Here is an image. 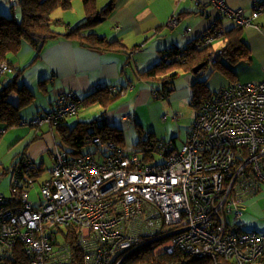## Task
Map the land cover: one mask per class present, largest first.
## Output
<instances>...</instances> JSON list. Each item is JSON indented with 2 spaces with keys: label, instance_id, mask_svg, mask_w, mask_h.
I'll list each match as a JSON object with an SVG mask.
<instances>
[{
  "label": "built area",
  "instance_id": "2783aa9c",
  "mask_svg": "<svg viewBox=\"0 0 264 264\" xmlns=\"http://www.w3.org/2000/svg\"><path fill=\"white\" fill-rule=\"evenodd\" d=\"M210 1L244 29L264 14V0H252L251 15L225 0ZM179 21L174 17L169 26ZM224 34L213 23L195 49ZM222 54L212 52L208 70ZM186 57L172 46L163 59L185 63ZM7 70L6 63L0 65V74ZM108 90L118 92L116 86ZM81 107L78 95L68 91L49 114L20 125H58ZM6 130L0 128V141ZM94 145L97 157L56 152L37 202L31 190L41 170L28 157L12 167L11 195L0 192V264H125L147 247L155 256L181 254L172 264H264V232H245L228 219L240 221L249 202L264 197V81L236 82L213 94L201 104L180 149L160 143L163 163L144 162L134 150L100 137Z\"/></svg>",
  "mask_w": 264,
  "mask_h": 264
},
{
  "label": "crops",
  "instance_id": "0c3cea01",
  "mask_svg": "<svg viewBox=\"0 0 264 264\" xmlns=\"http://www.w3.org/2000/svg\"><path fill=\"white\" fill-rule=\"evenodd\" d=\"M103 1L104 3L102 0H97L99 10H104L110 3V0ZM225 2L235 10L243 9L247 15L253 12L252 0H225ZM248 6L250 9H246ZM0 15L6 17L12 15L9 4L4 0H0ZM174 17H178L180 21L176 27L171 28L169 24ZM83 18L85 21L86 14ZM70 22L71 27L79 25L72 23L71 20ZM215 22L219 23L226 32L235 28V24L216 9L210 0H120L115 10L105 20L85 31L94 32L111 42H119L122 44L121 48L100 51L84 47L77 40L60 38L46 43L36 59L35 49L27 42H23L19 53L11 59L16 69L24 70L28 67L19 80L17 79V86L20 88L26 86L33 95L31 101H27L19 109L22 121L31 122L37 117L49 114L54 108L56 99L65 92L74 91L79 98L85 99L97 93V86H116L125 90L120 97L107 108L99 104L84 108L94 109L96 113L87 112L81 117L78 113V116L66 119L63 125L64 131L70 133L80 122L91 123L104 117L103 126L115 127L122 131L124 145L129 137L130 140L136 138L134 127L139 139L143 135L153 134L158 141H165L172 136V133L168 132H171L173 126L166 124L170 117L164 114L172 112L179 106V102L193 99V86L196 82L204 80L203 74L200 76L194 72H184L180 68H175L170 73L177 75L165 85L157 80H147L142 75L159 64L161 53L172 46L179 48L191 46L193 41L201 38ZM187 30L191 31L186 33ZM243 36V41L248 46L249 57L236 63L241 67L239 72L225 55H222L224 61L219 56L220 61L232 70L236 82L260 83L264 81V14L252 26L245 28ZM226 43L224 39V44L219 50L225 48ZM204 73H219L222 76L219 71L214 73L206 70ZM229 85L231 82L225 81L222 89ZM4 86L0 79V92ZM162 87L168 92L166 100L155 98L153 95L155 89ZM8 101L15 107L20 103L18 95L14 92L9 96ZM128 115L131 119L126 121ZM165 116H167L166 120H164ZM75 117L78 119L74 121ZM125 124H128L130 131ZM5 127L6 125L0 124V128ZM18 127L26 126L18 125L11 128ZM60 136L56 128H52L46 122L39 126H29L27 132L22 130L8 135L5 137L9 141L6 147L8 151L7 155L1 157L0 167L9 164L13 167L23 157H28L38 164L40 156L49 148H52L53 162V155L62 151L58 146ZM3 141L4 139L1 138L0 144ZM165 143L176 142L173 138ZM82 150L79 153L83 154ZM19 155L21 156L19 160H14ZM44 163L45 161L42 160L38 166H44Z\"/></svg>",
  "mask_w": 264,
  "mask_h": 264
},
{
  "label": "trees",
  "instance_id": "16d2710c",
  "mask_svg": "<svg viewBox=\"0 0 264 264\" xmlns=\"http://www.w3.org/2000/svg\"><path fill=\"white\" fill-rule=\"evenodd\" d=\"M73 1L74 0H19L18 7H14L7 2L11 8L12 15L10 17L0 15V65L3 63L8 65V70L4 74H0L1 82L5 85L4 89L0 92V124L6 125L5 128L7 130L11 127L20 125L22 119L19 114V109L26 104L27 101H31L33 97L32 93L26 86L21 88L20 86H17V79L19 80L24 70L28 67L24 70L16 69L11 61L12 57L17 55L21 50L23 42H27L35 49L36 59L40 56L46 43L60 38L77 40L80 41L81 45L84 47L100 51L121 48L122 44L119 42H111L94 32L85 31L96 25V23L105 20L115 10L116 4L120 0H110L109 5L104 10L98 9L97 0H82L84 12L86 14V21L74 27H71L70 23L65 22L63 18H53V14L60 9L63 11H69L68 9L73 7ZM215 23L219 27H222L219 23ZM58 27L63 28L64 30L59 31L57 30ZM244 30V28L235 25V28L227 32L225 30V34L221 37L222 39H225L227 43L225 48L220 51L223 52L222 55H225L229 62L239 63L247 60L249 57L248 46L243 41ZM200 39L201 38L194 40L189 47H177L178 49H184L187 52L185 63H168L166 59H163L164 56L171 55L170 48L161 53L159 64L156 67L150 68L142 76L147 80H157L165 85L166 82L177 75L175 73H170L173 69L180 68L184 72H194L196 67L205 64L206 66L197 73L201 76V74H204V71L206 72V70H208V58L214 51L213 45L215 42L211 45H201L202 48L195 49L196 44H201ZM220 58H218L213 72L215 73V71H219L222 73V75L230 80L231 85L236 83L237 79L234 73L228 66L220 61ZM109 87L110 86H103L102 89L97 90V93L85 99L79 98L82 106L81 109L95 104L107 108L114 100L125 92V90L118 89L117 93H110L108 90ZM193 90V100H196L195 105L198 103H204L214 94L204 80L196 82L193 86ZM154 91L158 93V97L155 98H168L167 89L164 87H162V89H155ZM13 92L16 93L20 99L18 107L13 106L8 101L9 96ZM66 119L61 121L58 125L48 123L60 133L61 141L72 147L69 152H66L68 149L64 148L61 152H66L71 156L80 155L81 153L79 152L85 146L88 144H94L95 137H100L104 143L113 141L120 147L124 146V136L122 131L115 127H108L106 125L99 127L98 121H93L91 123L80 122L70 131V133H66L63 129ZM160 143L161 142L158 141L153 134L147 136L143 135L140 137L139 141L135 143L134 151L143 158L144 162L152 163L154 161L155 153L161 151ZM59 147L61 148V146ZM38 168L41 170V173L44 171L43 165L38 166ZM75 232H73V234ZM69 240L75 244L76 239H73L72 237L69 238ZM181 256V254L175 256H155L153 254V247H147L129 258L125 264H172L177 262ZM77 259V261H79V258ZM207 262L208 261L197 260L194 264H205Z\"/></svg>",
  "mask_w": 264,
  "mask_h": 264
},
{
  "label": "rangeland",
  "instance_id": "374dc122",
  "mask_svg": "<svg viewBox=\"0 0 264 264\" xmlns=\"http://www.w3.org/2000/svg\"><path fill=\"white\" fill-rule=\"evenodd\" d=\"M102 2L104 3V1L102 0ZM18 7V6H17ZM246 9H250V6L246 7ZM69 11H63V10H58L53 14V18L54 19H64L65 22H70V20L72 21V23H84L86 21H84L85 17V13L83 10V1L82 0H74L73 1V7L71 9H68ZM250 11V10H248ZM83 18V19H82ZM57 30L59 31H63V28H57ZM224 44V39L219 38L215 41L213 48L214 50H219V48L221 46H223ZM224 61V57H221ZM231 65L236 68V70L239 69L241 67H239L238 64L236 63H231ZM241 73V72H240ZM240 77V76H239ZM217 78V79H216ZM203 79L205 82H207V86L210 88V90L215 94L218 93L220 90H222V87H224V83L225 81H228L229 79L227 77H225L224 75H220L219 73H215V74H203ZM241 79V77H240ZM219 80V81H216ZM230 81V80H229ZM194 93V90H193ZM193 96V94H192ZM166 100V99H163ZM196 104V100H184L182 103L179 102V106L175 107L174 110L172 112H168L165 113L164 115L168 114L169 115V120L166 121L167 125L173 126V129L171 130V132L168 133H172V136L168 137L165 141H162V143L165 142H169L171 141L173 138L175 139V144L176 147L178 149H180L184 142L187 140L188 138V134L189 131L191 130V127L199 113V110L201 108V103ZM99 110V109H98ZM169 110V109H168ZM100 111V110H99ZM98 111V112H99ZM93 113L95 114L96 112L94 111V109L92 110H85L84 108L81 109L79 111L80 117L82 115H84L85 113ZM178 115V118L175 119L173 117V115ZM78 116V115H77ZM78 117H75L74 121L77 120ZM126 126H128V124H125ZM22 126H26L24 127H18V128H11L9 129V131H7L2 138L4 139V141L0 144V159L1 157H3V155H7V151H8V140L5 138L8 135L14 134L15 132L18 131H22V130H26V132L28 131V128L30 125H22ZM128 131H130V127L128 126ZM56 132L59 133L56 129ZM134 133H135V139L134 140H127L125 142V145L123 146V149L125 152H132L134 150L135 147V143H137L139 141V134H137L138 132L136 131L135 127H134ZM17 139V138H16ZM58 146H61V149L63 151L64 149H68L66 150V152H69L70 149L72 148L69 145L64 144L61 141V136L58 137ZM52 148L48 149L45 153H43L40 158H39V165L42 162V160L45 161L43 169L44 171L41 173V175L38 177V181L35 183V186L32 188L31 190V195L34 196L32 197V200L37 202L38 199V193L40 190V185L39 183H41L43 180L48 179L50 177V169L52 167ZM3 152V154H2ZM82 153H89L91 155H93L94 157H97L99 154L97 153V146H95L94 144H88L83 150ZM21 156L19 155L18 157H16L14 160H19ZM163 157L160 154V152L155 153L154 155V161L152 163H163ZM37 164V163H36ZM37 164V165H38ZM12 164H9L8 166H4V167H0V190L1 193H4L6 196H10L11 195V170H12ZM4 174V175H3ZM244 214L245 216L243 217V219H241L238 222H235L233 220V216H229V222L234 224L237 223L238 225L241 226L242 230L245 232H264V197H259L257 199H254L252 202H250L245 208H244ZM61 239H63V236H60Z\"/></svg>",
  "mask_w": 264,
  "mask_h": 264
},
{
  "label": "water",
  "instance_id": "95a60500",
  "mask_svg": "<svg viewBox=\"0 0 264 264\" xmlns=\"http://www.w3.org/2000/svg\"><path fill=\"white\" fill-rule=\"evenodd\" d=\"M206 65L205 64H201L198 67L195 68L194 73H199Z\"/></svg>",
  "mask_w": 264,
  "mask_h": 264
},
{
  "label": "flooded vegetation",
  "instance_id": "af4514ba",
  "mask_svg": "<svg viewBox=\"0 0 264 264\" xmlns=\"http://www.w3.org/2000/svg\"><path fill=\"white\" fill-rule=\"evenodd\" d=\"M208 68H209V66H208Z\"/></svg>",
  "mask_w": 264,
  "mask_h": 264
}]
</instances>
